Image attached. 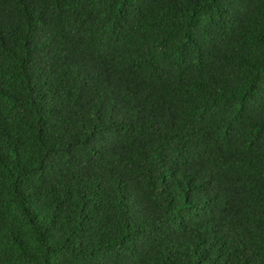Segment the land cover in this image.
<instances>
[{"label": "trees", "instance_id": "trees-1", "mask_svg": "<svg viewBox=\"0 0 264 264\" xmlns=\"http://www.w3.org/2000/svg\"><path fill=\"white\" fill-rule=\"evenodd\" d=\"M0 264H264V0H0Z\"/></svg>", "mask_w": 264, "mask_h": 264}]
</instances>
